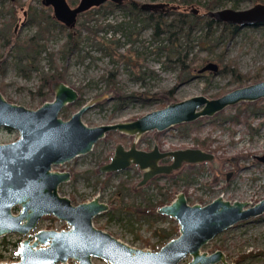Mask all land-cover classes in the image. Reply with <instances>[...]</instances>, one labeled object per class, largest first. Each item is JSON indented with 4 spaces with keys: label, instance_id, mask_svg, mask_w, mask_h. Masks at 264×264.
<instances>
[{
    "label": "rangeland",
    "instance_id": "obj_1",
    "mask_svg": "<svg viewBox=\"0 0 264 264\" xmlns=\"http://www.w3.org/2000/svg\"><path fill=\"white\" fill-rule=\"evenodd\" d=\"M20 1L39 10L44 6L50 7L53 14V8L43 5L41 0ZM138 1L155 3L168 0ZM198 1L194 0L189 5L190 12L193 11L191 8L203 11L197 4ZM68 2L76 6L78 0H68ZM207 2L208 0H202V3ZM255 3L254 0H220L216 8H233V5L236 4L238 9H244ZM6 4H9L8 1ZM104 4L92 7L83 13L85 15L87 12L89 13L86 16V24L97 29L96 35L100 40H103L100 45L96 43L97 39L89 38L90 31L82 27L81 31L79 30L81 49L65 55L60 46L67 37L65 31L56 28L50 39L46 41L48 50L38 56L34 68H25L24 70L22 66H19L16 46H5L1 40L2 37H0V89L4 84V88L0 92L13 103L37 109L44 102L54 98V85L58 81H64L77 90L82 88L80 97L61 110L60 115L64 117L63 119L70 118L72 113L94 97L108 93L110 98H104L85 111L81 117L86 125L93 126L124 119H135L146 111L160 109L170 102L181 101V99L194 95L204 94L207 97L215 98L222 95L217 94L221 90L227 92L236 89L241 86L237 79L234 80L232 74L227 70L220 71L228 65L230 59L236 60L239 70L243 73L248 71L254 74L261 66L262 80L264 79L263 25L240 27L241 30L233 39L226 38L209 48H203L198 42L197 37L200 32L193 33L190 43H187L185 37L182 36L183 54H187V60L193 64L191 74L184 79V75L180 76L181 67L174 65L175 63L172 66L169 65L167 49L160 48L162 42L153 37L151 26L144 28L140 20L133 25V16L127 12V9L116 6L107 8L104 7ZM27 9L28 5H24V10ZM24 10L20 11L19 19L13 27L17 41L23 40L25 36H33L38 28L35 22L28 20ZM80 15L77 24L85 20ZM3 16L0 13V25L4 19ZM66 27L68 29V26ZM134 29L138 32L134 31V34H128L129 30ZM162 38H166V36L163 35ZM112 40H117L115 47L109 44ZM163 43L167 44L166 41ZM186 48H188L187 51ZM49 51L55 53L56 66L65 70V78L57 82L48 81L47 86L51 88L52 95L46 97L38 94V89L41 78L47 72L52 71L50 60H48ZM221 55H223L222 63L217 60ZM208 61L219 63L220 70L217 73L205 71L199 74L198 69ZM24 63H27L25 58L22 59V64ZM108 70L117 71L120 89L125 94H139V96L119 104L116 101L118 92L111 90L107 80L103 78V74ZM250 83L255 82L249 80L247 84ZM145 97L150 99L145 100L147 99ZM259 103L264 107V100ZM234 106H227L221 111L227 115L231 114L234 111ZM214 115L197 118L199 119L197 128L191 125V129L186 131L183 127H179L180 124L158 132L147 131L139 136L136 147L148 149L153 144L163 150L198 147L195 145V137L201 139L209 137L212 139V143L209 145V149L204 150L211 152L214 158L211 161L199 163L202 165L200 173L193 172L187 181L180 178L176 183H170L165 174L157 175L155 180L167 184L168 190L173 192V196L177 192H184L186 202L189 204L204 205L218 195H221L224 200L246 201L248 205L255 203L264 196V162L256 159V156L264 153V112L249 114L247 117L249 125L243 119L229 123ZM17 137L18 132L15 129L0 127V144L14 141ZM132 140L131 136H121L116 131L108 132L93 144L89 152L73 157L60 165H53L52 169L65 170L71 174L69 180L59 184L58 192L60 195L69 197L72 204L90 200L94 195H98L100 201L107 203L108 210L93 217L95 227L108 231L128 245L140 249L156 250L163 245V241L159 237L161 231L155 232L154 229H168L170 225L175 224V221L164 215V218L156 219L150 227L143 218H138L136 212L139 210L136 207L130 205L128 208L125 207L130 202H134L140 205L144 213H151L154 208H146L143 199L148 198L154 201L159 198L156 188L151 182H147L140 186L142 193H137L135 191L137 187H134V184L140 179L141 171L136 170L135 167H127L116 172H98L99 165L107 160L105 156L112 155L116 143L120 142L126 147ZM191 168L192 166L189 164H184L169 176H176L179 172ZM105 176L108 181L100 182L105 179ZM127 177L131 184L123 191L122 197L112 200L116 182L120 178ZM38 220L35 230L67 228L64 220L57 219L52 214L42 215ZM176 234L177 232L169 237L173 238ZM22 238L24 236L15 233L0 236V262L14 261L18 258L15 254L16 244H19V240ZM219 249L223 252L228 264H264V213L238 221L201 245V250L206 253ZM188 260L189 256L187 255L180 261V264H185ZM68 262L74 263L71 260ZM91 262L93 264H108L107 261L98 257H92ZM214 264H220V262Z\"/></svg>",
    "mask_w": 264,
    "mask_h": 264
},
{
    "label": "water",
    "instance_id": "obj_2",
    "mask_svg": "<svg viewBox=\"0 0 264 264\" xmlns=\"http://www.w3.org/2000/svg\"><path fill=\"white\" fill-rule=\"evenodd\" d=\"M53 8V15L64 26L75 28L78 17L88 9L107 2L122 5L125 0H78L73 6L68 0H41ZM170 2H144L141 10L149 12L176 9ZM195 13L200 9L191 8ZM26 16V11H24ZM207 15L219 22L245 26L264 25V3L256 2L249 8L211 9ZM219 63L208 61L198 73H217ZM55 96L37 109L11 102L0 92V127L15 129L18 137L0 144V236L9 232L25 235L16 249L18 260L0 264H93L91 258H101L108 264H228L223 252H204L201 245L229 226L264 213V196L255 203L241 200H224L218 195L210 202L189 204L184 192L156 209L173 219L177 234L159 249L136 248L117 239L108 231L95 227L93 217L105 212L109 206L98 195L84 202L71 204L70 199L59 195L58 184L70 178L68 171L52 170L71 158L89 152L98 139L110 131L131 135L135 139L128 148L116 143L111 157L98 167L100 173L115 172L134 164L141 171L139 184L156 174H169L182 163L211 161V152L199 147L160 150L153 145L148 151L135 148L138 136L150 130L162 131L175 124L188 123L202 116H213L227 106L264 98V79L225 92L215 98L206 95L173 101L160 109L146 111L135 119H124L88 126L82 121L83 113L108 93L86 102L70 118L63 119L61 110L80 97L77 89L64 81L54 85ZM170 159L159 163L161 159ZM264 162V153L256 156ZM18 207V208H17ZM17 208V212H13ZM52 214L64 220L68 228L45 229L30 233L42 215Z\"/></svg>",
    "mask_w": 264,
    "mask_h": 264
},
{
    "label": "trees",
    "instance_id": "obj_3",
    "mask_svg": "<svg viewBox=\"0 0 264 264\" xmlns=\"http://www.w3.org/2000/svg\"><path fill=\"white\" fill-rule=\"evenodd\" d=\"M7 1L9 4H6ZM177 1H179L180 3H175ZM168 2H170L171 4H178L179 7H177L176 9H169L166 11L158 12H149L145 10L143 11L140 8L141 2L138 0H126L122 5H117L110 1L107 4H104V7H123L124 9L128 10L127 12L130 15L133 16V25L140 20L144 28L146 26H151L153 29V37L155 39H159L162 42L160 43V48L167 49L169 65L172 66V64L175 63L174 65L181 67L180 76L184 75L185 79L188 77V75L191 74L193 64L190 63V60H187L188 55L183 54L184 43L181 41L182 36L185 37L187 43H190L193 33L200 32V35L197 37L198 42H200V45L203 48H209V46L220 43L226 38L233 39L241 29L236 24L231 25L226 22L221 23L212 17L210 18L207 15V12L211 11V9H217L216 7L217 5H219L220 0H208L207 3H202V0H199L197 4L200 5L203 10H200L199 13H195L192 10V12H190V10L188 9L189 5L193 3L194 0H168ZM254 2L264 3V0H254ZM24 5H28L27 10H24ZM233 7H236V4H234ZM0 9V13L4 15V19L0 25V37H2V43L5 46H16L18 51L16 57L20 61L19 66H22L24 70L25 68H34L35 62L38 61V56H40L44 51L46 52V50H48L46 41L50 39L53 30H56V28L65 31L67 39L60 46L65 55H68L71 52L73 53L74 51H79V49H81L80 31L82 27H85L88 31H90L91 35L89 36V38L92 37L93 40L97 39V42L95 41L97 44L100 45L103 42V40H100L96 35L97 29L92 28L90 25L86 24V16L89 15L88 12L86 13V15L83 13L81 14L85 20L76 24L77 26L75 28L68 27L67 29L66 26H64L55 18L50 7L46 8L44 6L39 10L34 6H31L28 3H24L20 0H0ZM22 9L26 11L28 20L33 23L35 22L38 28L33 36H25L23 37V40L17 41L15 39V31L13 27L18 21V15ZM134 31L138 32L136 29H134L129 30L128 34L132 35L134 34ZM163 35H165L166 38H162ZM164 41H166L167 44H164ZM115 43L117 45V40H112L111 42H109V44L114 47ZM187 49L188 48H186V51ZM54 56L55 53L49 51L48 60H50L52 71L47 72V74H45L41 78V84L38 89V94L46 97L52 95L50 93L51 88L47 86L48 81L53 80L57 82L58 80H64L65 78V70L60 69L59 66H56L57 61L55 60ZM24 58L27 60V63L22 64V59ZM217 60L222 63L223 55L217 58ZM261 69L262 67L259 66L254 74H251L248 71L246 73H243L239 70V66L236 60L230 59L228 65H226V67L220 71L224 72V70H227V72L232 74V78L234 80L237 79L239 84L243 86L244 84H247L249 80H251L252 82H258L259 80H262ZM151 73H153V71H151ZM137 76L141 77L140 75ZM103 78L107 80L108 87L111 90H116L118 92L116 101L119 104H123V102H126L127 99H136V97L139 96V94H125L120 89L117 71L108 70L105 74H103ZM3 88L4 84L1 86L0 90L2 91ZM78 90L79 92H81L82 88H78ZM225 92L226 90H221L217 94H223ZM145 98H147L145 100L150 99L149 97ZM261 100H264V98H261L257 101L237 103L233 107V113L227 115L223 111H219L215 113L214 116L218 119H221L222 121L226 120L229 123H235L243 119L249 125V122H247V117L249 116V114L264 112L263 105L259 103ZM198 122L199 119L193 120L190 123H180L179 127H183V129L186 131L188 129H191V125H194V128H197ZM194 140L195 145L201 149H209V145L212 143V139H210L209 137H204L203 139L195 137ZM108 157V155L105 156L106 159ZM190 166H192L191 169L179 172L176 176L167 175L168 181L170 183H176L180 178H184L187 181L190 174H193V172L200 173L202 170L201 164H193ZM107 181L108 178L106 176L105 179L100 180V182L102 183H105ZM150 182H152V185L156 188L159 198H156L154 201H151L148 198L143 199L146 208L151 209L155 206L161 205V203L168 202L172 199L173 192H170L168 190L167 184H165L164 182L160 184L154 179H151ZM130 184V180H128L127 178H120L116 182L115 189L112 194L113 198L111 199L114 200L116 198L122 197L123 191L126 190ZM138 191L139 190H137V193L140 192ZM129 205L134 206L137 210H139V212H136L138 218H143V220L146 221L148 223V226L150 227L156 219L164 218V215H159L155 211H152L151 213H144L143 209L140 208V205L135 204L134 202H130L128 206L125 207L128 208ZM154 231H161L159 237L164 243L168 239H170V235L177 232V225H170L168 229L163 230L155 228Z\"/></svg>",
    "mask_w": 264,
    "mask_h": 264
},
{
    "label": "flooded vegetation",
    "instance_id": "obj_4",
    "mask_svg": "<svg viewBox=\"0 0 264 264\" xmlns=\"http://www.w3.org/2000/svg\"><path fill=\"white\" fill-rule=\"evenodd\" d=\"M110 132H114V131H110ZM116 132H117V131H116ZM119 134H120V133H119ZM120 135H121V136H125L126 134H125V135H124V134H120ZM127 136H131V135H127ZM131 137L133 138V136H131ZM15 139H16V138H15ZM134 140H135V139L133 138L132 142H133ZM137 140H139V136L137 137V139H136V141H135V148L142 149V148L136 147ZM132 142H131V143H132ZM4 143H5V142H4ZM119 143H120V142H119ZM131 143H130V144H131ZM153 145H154V144H153ZM153 145H152V146H153ZM155 145H156V144H155ZM129 146H130V145H128V146H126V147L123 146V148L126 149V148H128ZM152 146H151V148H152ZM151 148H148V149H142V150L148 151V150H150ZM157 148H158V147H157ZM159 149H160V150H163V149H161V148H159ZM113 151H114V150H113ZM110 157H111V155L107 158V160H108ZM107 160H106V161H107ZM169 161H170V159H168V158H164V159H161L159 163H167V162H169ZM104 162H105V161H104ZM103 164H104V163H103ZM184 164H189V163H182V165H184ZM193 164H199V163H193ZM193 164H189V165H193ZM57 165H60V164H57ZM101 165H102V164H101ZM182 165H181L180 167H182ZM52 166H53V165H52ZM99 166H100V165H99ZM127 167H135L136 170L141 171V170H140L136 165H134V164H131V165L127 166ZM180 167H179V168H180ZM179 168H178V169H179ZM51 169H52V167H51ZM125 169H126V168H125ZM178 169H176V170H174V171H177ZM52 170H53V169H52ZM121 170H123V169H121ZM55 171H56V170H55ZM60 171H65V170H60ZM116 171H117V170H116ZM116 171H115V172H116ZM174 171H171V173L174 172ZM98 172H99V171H98ZM171 173H169V174H165V175H171ZM69 174H70V173H69ZM160 174H163V173H160ZM160 174L153 175V176L150 177L147 181H145V183L150 182L151 179H154V180H155V177H156L157 175H160ZM141 176H142V171H141ZM227 176H228V173H227V175H226V178H227ZM70 177H71V174H70ZM69 179H70V178H69ZM69 179H68V180H69ZM127 179L129 180L128 177H127ZM140 179H141V177H140ZM140 179H138V181H139ZM66 181H67V180H66ZM138 181H137V183L134 184V187H137V189H136L135 191L137 192V190H139V191L142 193V190L140 189V186H143L145 183H143V184H139ZM155 181H156V180H155ZM62 182H63V181H62ZM156 182H157V181H156ZM130 183H131V181H130ZM151 183H152V182H151ZM158 183H159V182H158ZM161 183H162V182H161ZM161 183H160V184H161ZM59 184H60V183H59ZM59 184L57 185L58 188H59ZM58 188H57V191H58ZM139 191H138V192H139ZM140 192H139V193H140ZM141 193H140V194H141ZM177 193H178V192H177ZM177 193H176V194H177ZM58 194H59V192H58ZM176 194H175V195H176ZM59 195H60V194H59ZM61 195H62V194H61ZM175 195H174V196H175ZM184 195H185V194H184ZM174 196H173V197H174ZM173 197H172V198H173ZM68 198H69V197H68ZM69 199H70V198H69ZM185 199H186V198H185ZM171 200H172V199H171ZM171 200H170V201H171ZM170 201L165 202V203H161V205L153 207V208H154V211L156 212V209H157V208L161 207L163 204H167V203H169ZM70 202H71V201H70ZM101 202H102V201H101ZM71 204H72V203H71ZM105 204H107V203H105ZM107 206H108V205H107ZM17 208H18V207H17ZM17 208H13V209H12L13 212H17ZM107 210H108V209H107ZM105 212H106V211H105ZM156 213H157V212H156ZM157 214H158V213H157ZM46 215H47V214H46ZM50 215H51V214H50ZM159 215H161V214H159ZM162 215H163V214H162ZM55 218H56V217H55ZM39 219H40V218H39ZM38 221H39V220H38ZM38 221H37V222H38ZM37 222H36V223H37ZM175 224H176V223H175ZM66 225H67V224H66ZM35 227H36V225H35ZM35 227H34L33 229H29V232H30V233H35V232L37 231V230H35ZM67 228H68V226H67ZM45 229H46V228H45ZM52 229H53V228H52ZM64 229H65V228H64ZM38 230H41V228L38 229ZM10 233H15V234H17V235L24 236V238H25V235H22V234H20V233L18 234L17 232H9V233H7V234H10ZM7 234H6V235H7ZM3 236H5V235H3ZM173 238H174V237H173ZM22 239H23V238H22ZM22 239H21V240H22ZM170 239H171V238H170ZM21 240H19V242H20ZM168 240H169V239H168ZM164 243H165V242H164ZM16 245H17V247L19 246V244H16ZM16 249H17V248H16ZM15 254H16V251H15ZM17 257H18V255H17ZM17 260H18V258H17L16 260H14V261H17ZM14 261H9V262H14ZM68 261H69V260H68ZM68 261H67V263H69ZM9 262H6V263H9ZM72 263H73V262H72ZM69 264H71V263H69ZM73 264H75V263H73Z\"/></svg>",
    "mask_w": 264,
    "mask_h": 264
}]
</instances>
